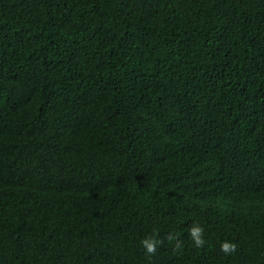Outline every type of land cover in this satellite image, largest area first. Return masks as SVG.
Returning a JSON list of instances; mask_svg holds the SVG:
<instances>
[{"label": "trees", "instance_id": "obj_1", "mask_svg": "<svg viewBox=\"0 0 264 264\" xmlns=\"http://www.w3.org/2000/svg\"><path fill=\"white\" fill-rule=\"evenodd\" d=\"M0 264H264V0H0Z\"/></svg>", "mask_w": 264, "mask_h": 264}, {"label": "clouds", "instance_id": "obj_2", "mask_svg": "<svg viewBox=\"0 0 264 264\" xmlns=\"http://www.w3.org/2000/svg\"><path fill=\"white\" fill-rule=\"evenodd\" d=\"M202 232L203 229L199 226H195L190 230V238L194 241L195 246L197 247H201L205 243V241L202 238ZM169 239H174V238L170 237ZM141 243L148 254H153L156 251V247L158 246L159 241H157L154 237H149L144 239ZM235 249H236V245L233 243L224 242L220 244V251L225 256L234 253Z\"/></svg>", "mask_w": 264, "mask_h": 264}]
</instances>
